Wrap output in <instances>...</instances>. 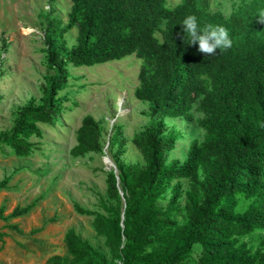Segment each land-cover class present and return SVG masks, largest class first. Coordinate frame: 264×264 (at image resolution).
<instances>
[{"label":"trees","instance_id":"trees-1","mask_svg":"<svg viewBox=\"0 0 264 264\" xmlns=\"http://www.w3.org/2000/svg\"><path fill=\"white\" fill-rule=\"evenodd\" d=\"M69 23L46 25L47 65L40 105L16 114L13 127L0 133V151L19 158L39 151L40 125L54 126L69 100L70 66H101L135 56L143 62L135 98L149 106L150 120L132 143L144 164H126L123 124L105 128L86 116L77 131L74 158L109 150L116 169L104 171L107 198L100 211L74 205L93 218L110 258L74 229L65 235L67 254L48 264H264V23L255 18L264 0H240L229 16L211 9L210 0H71ZM223 24L232 47L209 55L188 44L182 19ZM77 30L76 45L65 36ZM185 37V38H184ZM4 70L0 71L2 78ZM198 114V117H195ZM196 121L203 140L191 143L185 160L169 157L185 138L176 121ZM0 183V189L6 188ZM186 185V187H184ZM165 202L166 205L161 203ZM16 208L0 220L28 215ZM9 228L22 234L17 225Z\"/></svg>","mask_w":264,"mask_h":264},{"label":"rangeland","instance_id":"rangeland-1","mask_svg":"<svg viewBox=\"0 0 264 264\" xmlns=\"http://www.w3.org/2000/svg\"><path fill=\"white\" fill-rule=\"evenodd\" d=\"M181 1L168 0V6L174 8ZM239 2L210 0L212 11L228 13L226 16ZM71 7V0H0V71H5L0 78V133L13 127L19 110L42 103L46 77L54 74L47 65L48 18L61 20L65 27ZM77 34L73 29L65 36L69 48L76 45ZM142 66L135 56L92 68L71 65L67 89L59 94H71L61 117L54 126L40 125L43 137L32 140L40 150L30 158L16 157L9 148L0 151V183L7 181L6 188L0 189L4 216L18 207L34 206L24 217L0 220V264H48L50 258L67 254L64 239L70 229L110 258L104 238L93 228V218L78 215L74 205L103 212L101 199L107 198L104 171L115 169L114 161L107 149L84 158H74L71 150L82 120L91 115L105 128L107 140L113 126L123 124L127 145L122 161L144 164L132 143L150 120L148 104L134 96ZM175 126L185 138L169 162L185 160L192 141L203 140L205 134L196 121L178 120ZM10 225H17L23 233L11 230ZM251 240L245 239L258 246L264 233Z\"/></svg>","mask_w":264,"mask_h":264},{"label":"clouds","instance_id":"clouds-1","mask_svg":"<svg viewBox=\"0 0 264 264\" xmlns=\"http://www.w3.org/2000/svg\"><path fill=\"white\" fill-rule=\"evenodd\" d=\"M255 18L258 22L264 23V9H258ZM180 24L188 38L187 43L198 44V50L202 53L212 55L217 49L222 51L232 47L233 38L230 30L223 24H201L194 14L185 16Z\"/></svg>","mask_w":264,"mask_h":264},{"label":"bare ground","instance_id":"bare-ground-1","mask_svg":"<svg viewBox=\"0 0 264 264\" xmlns=\"http://www.w3.org/2000/svg\"><path fill=\"white\" fill-rule=\"evenodd\" d=\"M120 101H121V100H120ZM122 103H123V102H120V103H119V104H120V106H122ZM120 108H121V107H120ZM107 163H109V162H108V160H107ZM110 164H111V163H110Z\"/></svg>","mask_w":264,"mask_h":264},{"label":"water","instance_id":"water-1","mask_svg":"<svg viewBox=\"0 0 264 264\" xmlns=\"http://www.w3.org/2000/svg\"><path fill=\"white\" fill-rule=\"evenodd\" d=\"M108 162L110 163V160H108ZM115 169H116V166H115Z\"/></svg>","mask_w":264,"mask_h":264}]
</instances>
